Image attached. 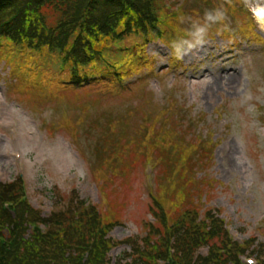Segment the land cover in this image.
<instances>
[{
    "label": "rangeland",
    "instance_id": "1",
    "mask_svg": "<svg viewBox=\"0 0 264 264\" xmlns=\"http://www.w3.org/2000/svg\"><path fill=\"white\" fill-rule=\"evenodd\" d=\"M169 1L182 11L176 27L196 24L195 14L221 11L227 26L218 32L226 37L206 38L181 61L160 39L150 41L145 49L152 63L143 66L148 79L126 90L104 76L112 85L98 82V69L89 76L91 84L75 87L68 81L70 62L60 77L49 76L57 73L52 60L62 53L47 56L44 48L40 56L27 57L23 50L12 57L10 41L0 48L1 180L22 171L26 194L44 216L54 206L97 203L114 219L109 264L130 238L155 242V233L143 241L158 223L155 209L175 210L169 200H153L158 186L167 197L168 191L172 197L184 193L185 204H196L201 217L216 208L236 237L251 236L255 252L264 246V46L244 38L257 39L228 7L243 0ZM58 12L46 9L52 20ZM35 59L37 70L24 72L25 78L11 69ZM92 68L79 70L88 75ZM218 136L223 140L217 144ZM179 208L186 209L182 200Z\"/></svg>",
    "mask_w": 264,
    "mask_h": 264
},
{
    "label": "trees",
    "instance_id": "2",
    "mask_svg": "<svg viewBox=\"0 0 264 264\" xmlns=\"http://www.w3.org/2000/svg\"><path fill=\"white\" fill-rule=\"evenodd\" d=\"M36 4L39 7L35 9ZM78 5L80 19H83L82 15L84 19L77 27L80 33L74 39V65L81 62L86 64L89 61L87 49L92 48L100 39L102 32L112 35L118 32L117 38L121 40H127L133 35L135 37L132 43L138 45L155 37L159 25L163 24L160 0H0V35L6 32V39L14 43L11 49L12 57H19V44L33 49L41 48L39 52H44L43 46L53 49V46L57 45V35L45 33L38 15L46 14V9H58L60 13L72 15ZM71 37L72 34H67L60 36V40L66 43ZM130 53L132 51L123 57L128 58ZM96 54L97 52L94 57ZM162 156L166 157V154L163 153ZM19 194L18 181L7 185L0 184V201L14 199ZM184 195L183 193L182 196ZM190 208L196 211L197 205L192 204ZM79 210H75L78 216L64 212L48 218L40 217L52 226L63 225L64 231L59 234L49 229L43 233L34 229L24 236V221L37 218V214L20 205L17 213L12 215L0 206V264H107L104 257L108 240L103 234L110 225L100 224L96 213L93 214V209L84 212ZM154 213L158 223L156 226L152 225L143 241L155 233V242L142 245L136 238H130L127 243L129 245L120 256H130L131 259L125 263L120 259L119 264H241L235 255V245L232 248L226 245L228 237L222 226H219L216 232L204 229V224L201 228L185 226L183 222L173 226L166 214H160L157 210ZM5 231L7 235L2 237L1 234ZM248 242L251 243V240L247 241V244ZM169 244L174 248L175 261H166ZM201 244L210 246L207 256L196 253ZM222 246L225 249L220 251ZM85 249L88 254L82 260L80 256ZM240 249L244 250L245 247ZM260 250L263 251L262 248Z\"/></svg>",
    "mask_w": 264,
    "mask_h": 264
},
{
    "label": "clouds",
    "instance_id": "3",
    "mask_svg": "<svg viewBox=\"0 0 264 264\" xmlns=\"http://www.w3.org/2000/svg\"><path fill=\"white\" fill-rule=\"evenodd\" d=\"M244 5L249 9L257 26L264 31V0H243ZM224 19V14L217 10L206 12L204 24H193L187 34V38L173 41L170 45V54L177 60H182L186 55L191 54L198 47H202L208 28Z\"/></svg>",
    "mask_w": 264,
    "mask_h": 264
}]
</instances>
